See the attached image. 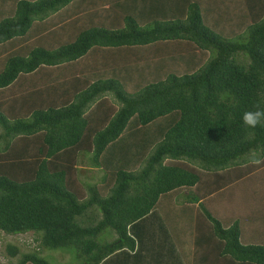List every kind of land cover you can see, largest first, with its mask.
<instances>
[{
    "label": "trees",
    "instance_id": "16d2710c",
    "mask_svg": "<svg viewBox=\"0 0 264 264\" xmlns=\"http://www.w3.org/2000/svg\"><path fill=\"white\" fill-rule=\"evenodd\" d=\"M0 4V241L37 245L8 264H264V0Z\"/></svg>",
    "mask_w": 264,
    "mask_h": 264
},
{
    "label": "rangeland",
    "instance_id": "374dc122",
    "mask_svg": "<svg viewBox=\"0 0 264 264\" xmlns=\"http://www.w3.org/2000/svg\"><path fill=\"white\" fill-rule=\"evenodd\" d=\"M8 6H9V4H7V5L3 4L1 7H3V9H4V8H7ZM146 62H147V60H145L144 67H143L144 71L141 73L140 80L136 84H134V81H133V76H135L136 73H134V72L130 73L127 71L128 75L131 74L133 76L129 78L130 81L127 84L122 85V89L124 90L123 92L126 95H128V96L129 95H137L143 89L144 86H147L153 82L155 83V80L152 81V79H156L157 75H155V74L160 71L159 69L164 68V70H162V71H164L165 74H170V71L173 69V67H171L172 63H171L169 58H167L165 61L162 58L161 62L156 63L158 69L152 65H150L146 69V66L148 65V64H146ZM127 70H131V67L128 66ZM153 70H159V71H153ZM149 71H150V73H149ZM151 75H154V76H151ZM151 77H153V78H151ZM158 80L159 79H156V82ZM247 157H249V155H247ZM93 173L94 174H92L91 171H88V172H86V176H88V177L89 176H94V177L97 176V177H100L101 179H104L107 176V175L104 176L103 172H100V171H94ZM98 180H100V179L95 177V181L97 182ZM151 218H153V220H154L156 218V216H154V217L151 216ZM151 226H152V222H151L150 228H151ZM156 227H157V224L151 228V232ZM104 233L105 234L102 235V238L103 239L108 238V240L104 239V241L109 242L111 239L114 238V235L112 232L106 231ZM159 238L165 239L166 234L156 235L155 237H154V235H152L151 236L152 245L150 246V245L146 244L147 246H150L152 248V250L155 252L154 254L149 255V257H151L152 259L158 258L156 252L158 251L157 248H158V239ZM143 242H144V240H142L141 243H143ZM8 245L17 246L20 254L29 253V252L31 253L34 251V249H37V245H36V243H34L33 236L31 233L25 234V235H20V236H14V237L1 235L0 264H8L9 261L15 262L13 260H10V258L8 257V255L5 251V248ZM127 254L128 253H125V254L121 253L120 257L118 259L115 256L111 257L106 264H127V261H129V258H130V255H127ZM43 256H44L43 258L49 264H74V262H75L73 254L69 253L68 251H67V253L66 252L62 253V252H57V251H45L43 253ZM169 257L171 258V261L173 263H175V261L177 260V257H178V260L180 259V255L177 252H174L172 250H171V252H168V254L165 256V258L168 262H169ZM139 258L142 259V261H143L142 264H152V262L148 261L147 257H145V256H144V258H142V256L140 255ZM136 259H137V257H135V260ZM134 264H137V263H134Z\"/></svg>",
    "mask_w": 264,
    "mask_h": 264
},
{
    "label": "clouds",
    "instance_id": "9594fccd",
    "mask_svg": "<svg viewBox=\"0 0 264 264\" xmlns=\"http://www.w3.org/2000/svg\"><path fill=\"white\" fill-rule=\"evenodd\" d=\"M264 122V110L249 111L243 115V123L249 128H255Z\"/></svg>",
    "mask_w": 264,
    "mask_h": 264
},
{
    "label": "crops",
    "instance_id": "0c3cea01",
    "mask_svg": "<svg viewBox=\"0 0 264 264\" xmlns=\"http://www.w3.org/2000/svg\"><path fill=\"white\" fill-rule=\"evenodd\" d=\"M154 71V70H153ZM160 80V79H159ZM77 169L78 170H81V171H83V170H86L87 172L88 171H91L92 172V174H94L93 172L94 171H98V169L96 168V169H94V168H90V167H84V166H81V165H78L77 166ZM241 210H242V213H241V217L243 218V219H246V218H249V217H251V216H253L254 215V213L252 212V206H248V208L247 209H242L241 208ZM251 227H253V226H251ZM264 227V226H263ZM257 231L258 230H260V229H262V227H254ZM168 246H169V248H170V250H169V252H171V250L172 251H174V252H177V250H176V248L174 247V245H169L168 244ZM166 256V255H165ZM177 256V255H176ZM207 259H208V255H207ZM177 260H178V257H177ZM177 260L175 261V263L174 264H183L182 263V261H181V259H179L178 261V263H177Z\"/></svg>",
    "mask_w": 264,
    "mask_h": 264
}]
</instances>
